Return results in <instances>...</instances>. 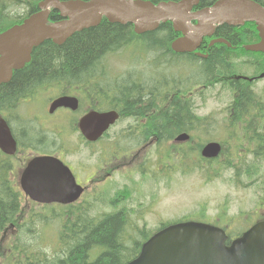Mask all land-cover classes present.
I'll list each match as a JSON object with an SVG mask.
<instances>
[{"label":"trees","instance_id":"1","mask_svg":"<svg viewBox=\"0 0 264 264\" xmlns=\"http://www.w3.org/2000/svg\"><path fill=\"white\" fill-rule=\"evenodd\" d=\"M17 1L20 5L17 4ZM38 1L0 0V15L7 10L8 2L9 5H13L14 7L24 6L26 3L31 11H35ZM152 1L157 3L168 0ZM253 1L264 6V0ZM215 2L216 0H201L200 7L211 6ZM58 17L57 12L52 13L53 20H57ZM255 28L256 26L253 23H248L244 27L238 28L225 25L218 28L216 37L224 38L231 44L240 47L242 44L251 41L253 35L257 36ZM127 37H129L128 43L126 42ZM176 37L177 34L173 31L171 23L162 25L157 32L136 36L131 26L109 24L105 20L96 28H90L81 33H76L62 46H56L51 42H46L38 50H35V57L29 67L22 72L15 73L14 78L9 84L0 86V110L13 109L17 106L20 99L26 97V92L32 85L41 84L52 78V80L73 82L72 84L76 85L82 78L90 77L92 79L93 77H101V71L98 72L95 70V65H99L107 54L117 51L121 46L128 45L129 42L133 41H139L141 43V45H138H140L142 53L144 52L147 56L152 55V57L158 58L154 60L156 62V68L165 65L173 68L176 65L174 66L172 64H178L179 61L186 62V59L191 64L201 62L200 76L212 77L215 75V77H218L223 70L232 67L231 59H233V51L226 46H215L210 50L209 58L201 60L195 56L189 57V55H177L173 53L169 46ZM134 50H136L135 47ZM247 55L252 57L251 62H257L256 65L264 72V56L261 54L246 53L242 50V54L237 57ZM151 63L154 64L153 62ZM146 73L150 74L149 72ZM155 79L144 74L140 79L142 80L141 86L135 85L136 82L140 81L136 79L123 78L118 82L110 81L113 84L104 85L103 92H107H104L102 95L106 98L110 92L117 93L119 98L124 99L122 102L132 97L133 99L131 98V100L133 102L140 103L141 99H135V94L126 97L124 93L129 94L131 93V89L135 90L145 87L149 90L155 82H158V78ZM169 83L170 80H166L165 78L162 88L165 95V103H169V106L164 111V117L159 123L160 126H157L154 131L149 130V132H145V139H148L156 131L160 134V141L162 140V135L164 140L168 142L181 132H189L194 129L200 130V126L206 125L205 120L198 118L193 113L192 106L180 98L182 92L176 88V84L168 85ZM235 83L234 89L236 95L229 107V124L231 126L240 124L238 121L242 117H247L253 113L255 110L252 105L253 102L262 101L260 97L255 95L247 83ZM136 91L144 99L143 92ZM175 91H177L175 97L170 100L171 97L169 94ZM105 100L107 101V99ZM156 101L157 98H154L155 104ZM134 106L138 105L125 106L127 110L122 107L123 115H129ZM140 112L141 108L134 114L137 115ZM140 117H143V115H140ZM155 121L157 120L155 119ZM197 148L200 149L201 145H198ZM171 151H176V149L173 147ZM189 156H169V161H166V163L172 162L175 165L174 169H178L179 166L186 165L185 161L190 160ZM9 160L11 161L10 158L0 153V237L12 225L20 226V219L18 218L20 213V195L12 186L10 180L12 170ZM201 162L202 160L198 159V162L195 164L197 171L200 169ZM228 165L235 170L236 175L240 174L241 170L236 164L229 163ZM245 167L248 175L256 172L255 165L250 164ZM192 172L193 168L183 170V173L190 174ZM235 182L237 183L238 180ZM126 194V192L118 193L114 204L117 205L125 198ZM129 218L130 213L121 210L96 220L79 218L75 224L71 225L69 222L64 227L65 231L62 237V244L66 250L61 256L63 259H57L58 262H55V264H126L139 254L143 243L141 241L149 236L145 229H139L136 238L133 235L136 230L134 228L128 229ZM128 235H131L130 241L128 240ZM95 248L100 252L95 255V259H92L91 252Z\"/></svg>","mask_w":264,"mask_h":264},{"label":"water","instance_id":"2","mask_svg":"<svg viewBox=\"0 0 264 264\" xmlns=\"http://www.w3.org/2000/svg\"><path fill=\"white\" fill-rule=\"evenodd\" d=\"M199 3L200 0L161 2L157 5L142 0H44L40 4L43 12L32 17L24 26L0 35V84L9 80L13 68H18L29 58L34 46L48 39L61 45L75 33L98 26L103 17L111 23L134 24L137 33L153 31L162 22L171 21L175 31L184 35L172 44V49L177 53L194 52L203 38L212 37L220 26L241 27L254 22L262 41L245 49L264 52V7L252 0H219L209 8L192 12ZM52 8L70 19L48 25ZM30 29H35L34 35L26 37ZM215 43L227 44L224 40H214L211 45ZM117 119L116 113L91 115L80 128L88 140L96 141ZM179 139L186 140L187 137L183 135ZM11 144L9 130L0 119V146L5 152L13 153ZM220 152V145L211 143L202 154L215 158ZM25 179L34 182L33 189H26L34 200L41 203H70L80 195L68 174L49 170L47 183L45 160L34 162L27 170ZM65 188L74 193L65 195L58 192ZM226 240L225 232L219 228L194 222L178 224L150 239L139 257L129 264H264V222L255 225L230 247L225 245Z\"/></svg>","mask_w":264,"mask_h":264},{"label":"rangeland","instance_id":"3","mask_svg":"<svg viewBox=\"0 0 264 264\" xmlns=\"http://www.w3.org/2000/svg\"><path fill=\"white\" fill-rule=\"evenodd\" d=\"M19 7H21L20 9L23 8L22 6L14 7L13 5H9V2L7 4V9L9 11H13ZM17 12L20 14L23 13L22 10H17ZM128 41L129 37H127L126 42L128 43ZM129 44H131L132 46H136V50H134V47L131 49L123 48L115 53V60H112L110 55H108L101 60V63L99 65H95V70H97L98 72L101 71V74H103L102 76H109L112 80H119L126 76H129L130 72H133L132 74L135 79L144 76V74L146 76H151L154 79L164 78V82L166 78V80H170V83L168 85H171L175 81V73H181L180 71H174L177 67L179 68V70L183 71V74L189 76L195 74L196 76L194 77V79L196 77H200V63L195 62L194 64H191V62H189L190 65H187L188 62L187 60H185L186 64L178 62V64H172L174 66L176 65L173 68H170L168 65L156 68V62L154 60L158 58H154L152 57V55L147 56L146 54H144V52L142 53L141 49H139V46H137L138 44L141 45L139 41L129 42ZM123 46H121V48ZM125 56H128L126 60ZM124 61L128 67L123 65ZM136 62H139V64L136 65ZM151 62H153L154 64H152ZM239 69L248 74L252 73L251 70L245 66H241ZM113 70L115 74L111 73L113 72ZM146 72H149L150 74H147ZM104 78H102L101 81L104 80ZM176 88L180 89V92L185 90V87L181 83H178L176 85ZM136 90L137 89H131V93H124V95H126V97H129L128 95L135 94L136 99V97L139 96ZM255 91L257 94L264 97V80L259 81V83L255 86ZM143 94L144 92L142 93V95ZM191 99L196 114H198L202 118H211L210 127L205 128V131H209L211 133H204L203 131H201L199 134L202 136V138L206 140L216 138L218 136V132L212 133L214 126H216L217 131H223L224 128H229L228 116H226L224 109L228 108V106L231 104L233 96L228 87L224 85H216L212 88L203 90L201 93L197 92V94H195L194 92V96H192ZM44 104L45 103L41 104V117L43 120L45 119ZM252 105L255 109H253V113L247 117H242L238 122L240 124H243L251 134H254L253 132H251L253 128L255 126L264 124V102L255 101L252 103ZM23 117L24 110H17L12 114V118L16 121V123H14L15 127L20 128L18 127L20 123L31 126L32 134L30 135V139L34 140L33 142L40 139L45 144L43 136L44 133L42 131H39V129L35 125L23 120ZM131 124H134V121L123 120L110 133L108 139H118L121 136L130 134L131 132L136 130L135 128L131 127ZM130 128H133L131 132H129ZM221 141L227 143L228 134H225L222 137ZM241 145L242 146L237 149L238 153L243 154L248 153V150H253L249 146H243L242 143ZM227 147V156L225 154V158L222 161L227 162L228 160H236L231 155L232 149L230 148V146L228 145ZM72 148L78 151V154L76 156L69 158V160L74 162L75 164L81 163L84 159L87 160L89 158L87 150L79 149L77 147ZM99 152L100 153L94 157L95 160L101 162H104L106 160H114L112 155L113 148L110 145L104 148H100ZM147 153L148 150H146L141 156L134 158L132 162L133 172H131L130 170H122L115 176L112 181L106 184H102L98 189L99 192H102L103 188L104 191H107L113 188H121L126 185L129 189L132 190L130 199L123 203L119 208H127L132 210V215L129 222L130 227L133 221L136 220L140 228H147L149 230L157 229L163 222L171 223L179 219H187L194 215H197V211L202 207L208 208V211H206L207 215L211 220H214L217 218L219 212L221 211V207L225 202L229 206L227 212L229 218L243 217L246 220H249V217L243 214H250V216L253 217L264 215V207H261V195L263 193L262 187L264 185V181L263 185L258 183L260 176L264 179V165L261 168V172L255 175L252 179L246 178L243 180V184L248 186L247 189H244L243 187H236L233 185L232 181L229 180H233L232 170H229L227 173H225L226 176L224 177V181L217 180L210 184H207L205 179L200 174L198 175L194 173L185 176L177 174L175 177H173L174 172L168 173L169 178L173 177V179L167 180L164 178L158 184H156V181L152 179H143L140 174L141 171L150 169L153 172L155 169V151L153 149H150L149 153ZM105 155L107 156L106 160H104ZM243 158L245 157L243 156ZM166 161H169V159L166 158ZM18 167H20V165ZM17 176L18 171L14 176L15 182L17 180ZM250 181L255 183V185L250 186ZM88 195L94 196L95 192L92 191ZM109 198L110 196L104 195L101 197L100 201H94L91 199L84 205L71 208L69 210V213H76L79 217H81L80 219L93 217V215L101 217L106 213L117 210L109 205ZM23 206L25 207V211L22 214L23 218H26L29 214L36 211L33 206L31 208H28L25 201L23 203ZM42 209H37V211H40ZM252 212H254V215H251ZM62 220L63 218L59 217L57 220L51 222L50 227L44 226L43 229L45 231V234L42 231V225L40 224H31L24 226L17 235L13 247L14 249L17 246H21L23 252L22 257H19L17 261L13 262L11 260V253L9 262L11 264H55V262H58L57 258L61 257L66 250L65 246L63 249L62 246L55 247L56 245H58L57 235L61 231ZM256 220L257 218H253L250 222L242 225L241 229L246 228L249 224L251 225ZM227 228L234 232V226H228ZM128 238L130 241L131 235H128ZM47 241L48 244L45 243ZM1 244H3L1 248L6 245L4 241H0V245ZM49 245L52 246V248H49ZM98 252L100 251L95 248V250L91 252V257L95 258L94 255ZM15 253L16 252L14 251L13 254Z\"/></svg>","mask_w":264,"mask_h":264},{"label":"flooded vegetation","instance_id":"4","mask_svg":"<svg viewBox=\"0 0 264 264\" xmlns=\"http://www.w3.org/2000/svg\"><path fill=\"white\" fill-rule=\"evenodd\" d=\"M141 57H143V56H141ZM181 63L186 64V62H181ZM31 64H32V62L29 65L25 66L22 70L17 71V73L24 71ZM137 64H139V62H136V65ZM187 64L190 65L189 63H187ZM132 73L133 72H130V75L126 76L124 78H129V79H132V80L135 79L133 77ZM102 77L103 78L105 77V78H104V80L101 81ZM102 77H98V78L93 77L92 79L89 77V78L80 79L81 84L77 87V89L79 90L78 94L80 95V98H79V104H80L79 112L80 113L86 114V113H88L89 111H92V110H105V109H108V107H106V106H101V102L103 104H110V105L112 104V105L117 106L119 108L123 107V108H125V110H127V108L125 106L128 107L129 105H138L137 107H140V108H143V106L147 107V108L151 107V109L154 110L155 105L158 108L159 104L161 102H163L164 93H163V89L162 88H163L164 78L163 79H157L158 82H155V84H153L149 90H148L147 87L141 88V89H137V90H139L141 92H144V99L141 98V96H137L136 98H139L141 100H140V103H136V102H133L131 99L125 100L124 102H122V100H124L123 98H119L117 96V93H111V92L106 96V98H104V96L102 95V94H104V92H103L104 85L106 86V85H109V84H113L110 81L118 82V81L122 80L123 78L119 79V80H112L109 76H106V75L102 76ZM191 77H194V75H191ZM52 79H50L49 81H51ZM140 79H141V77L137 78L136 80L139 81ZM141 81L142 80H140L139 82H136L135 85L136 86H141ZM45 82H48V81H45ZM98 84H99V87H98ZM45 86H47V90H48V84H46ZM122 87H124V86H122ZM31 88H33V87L31 86ZM92 89L95 90L94 93L91 92ZM154 98H157L156 104L154 102ZM105 99H107V101ZM143 101H145V102H143ZM134 107H136V106H134ZM133 109H132L131 112H133ZM60 112H64V113H67V114H72L68 110H59L55 114H58ZM261 128H262V125L255 126L251 132H253L255 134ZM47 130H48V127H47ZM31 134L32 133L30 131L29 132L20 133V138L21 139L22 138L25 139V141H31V139H30V135ZM47 144H48V134H47ZM47 155H48V153H47ZM120 166L121 165H117V164L111 165L112 172H115V170L119 169Z\"/></svg>","mask_w":264,"mask_h":264},{"label":"bare ground","instance_id":"5","mask_svg":"<svg viewBox=\"0 0 264 264\" xmlns=\"http://www.w3.org/2000/svg\"><path fill=\"white\" fill-rule=\"evenodd\" d=\"M34 32H35V29H30L29 32L26 34V37H31V36H33V35H34V34H33Z\"/></svg>","mask_w":264,"mask_h":264}]
</instances>
